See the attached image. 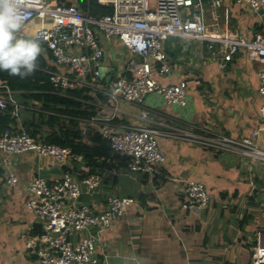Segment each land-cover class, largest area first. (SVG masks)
I'll list each match as a JSON object with an SVG mask.
<instances>
[{
  "label": "crops",
  "instance_id": "obj_1",
  "mask_svg": "<svg viewBox=\"0 0 264 264\" xmlns=\"http://www.w3.org/2000/svg\"><path fill=\"white\" fill-rule=\"evenodd\" d=\"M204 7L212 32L253 41L264 28V11L255 13L237 0H223L220 8L210 0ZM113 44L106 48L104 71H117L119 58L128 56L118 42ZM166 51L172 72L155 77L162 85L188 82L189 104L184 108L168 105L156 95L147 97L142 107L123 102L117 126L140 124L164 131L160 124L164 123L194 134L218 133L233 139L258 130L256 144L264 149L262 63L244 48L225 61L219 45L210 49L194 40L171 38ZM16 98L23 105L17 123L24 126L40 105H26ZM142 109L149 110L152 122L138 119ZM91 111L96 115L99 109ZM159 145L166 157L161 175L150 178L122 168L106 169L99 192L82 197V203L93 207L104 205L110 196L136 200L125 217L103 233L100 264H252L254 244L264 246V163L176 138L160 137ZM4 157L0 155V264H41L27 253L25 244L39 227L27 209L28 184L34 176L60 180L64 168L33 153L13 159L6 168ZM74 167L85 171L83 162ZM9 172L16 175L18 184L7 183ZM183 180L205 185L209 207L200 212L183 207Z\"/></svg>",
  "mask_w": 264,
  "mask_h": 264
},
{
  "label": "built area",
  "instance_id": "obj_2",
  "mask_svg": "<svg viewBox=\"0 0 264 264\" xmlns=\"http://www.w3.org/2000/svg\"><path fill=\"white\" fill-rule=\"evenodd\" d=\"M71 1L26 0L25 26L20 35L39 37L40 43L52 54L54 70L48 73L57 91H82L81 101L92 109H99L96 115L81 119L86 123L82 129L94 130L116 153L128 157L129 172L150 178L161 175L166 157L159 145L160 137L236 152L264 163V149L256 144L258 130L249 137L233 139L218 133L194 134L172 124L160 123L166 127L161 131L140 124L119 128L115 123L123 113L121 103L142 107L150 95L158 96L168 105L184 108L189 104L188 82L162 85L155 77L172 72L166 51V43L171 38L198 41L210 49L219 45L225 61H231L239 49H246L252 59L263 65L259 72V93L264 99V28L253 41L212 32L206 23L203 0H155L154 7L151 0H97L102 6L112 7V13L103 17L84 11L79 0ZM222 2L212 0L213 7L220 8ZM237 2L246 4L255 13L264 11V0ZM25 30L33 31V35H27ZM115 42L128 56L119 58L117 71H104L106 48ZM102 96L107 100H102ZM9 106L17 120L0 134L4 166L8 168L13 159L33 153L64 168L60 180L49 182L34 176L28 184L31 198L27 209L34 214L40 231L26 238L27 253L41 264H100L98 248L103 233L125 217L136 200L110 196L99 207L82 203L84 195L93 197L99 192L102 175L80 178L74 165L83 162L82 156H76L70 148L34 140L31 133L17 123L23 105L15 92L0 81V111ZM106 112L111 114L106 115ZM260 117L264 129V103ZM138 119L152 122L148 109H142ZM183 182L185 209L200 212L209 207L210 195L205 185L189 180ZM7 183L16 185L19 180L9 172ZM252 264H264V246H255Z\"/></svg>",
  "mask_w": 264,
  "mask_h": 264
},
{
  "label": "trees",
  "instance_id": "obj_3",
  "mask_svg": "<svg viewBox=\"0 0 264 264\" xmlns=\"http://www.w3.org/2000/svg\"><path fill=\"white\" fill-rule=\"evenodd\" d=\"M209 2L210 0H203L205 5ZM79 5L84 11L96 17L112 13L110 5L102 6L97 0H79ZM41 48L42 54L37 61V70L30 76L21 78L0 71V81L6 83L24 104L37 102L40 105L38 110L32 111L34 116L32 120L24 122V127L34 140L70 148L76 156H82L85 171H75L80 178L102 174L106 169L128 170V157L116 153L94 130L82 129L86 123L81 119L93 115L92 107L88 108L89 106L81 101L82 91L62 92L53 87L48 73L54 70L51 65L53 57L43 44ZM101 98L107 100L104 96ZM16 120L12 107L0 111V134L16 124ZM39 229L38 227L35 234L39 233Z\"/></svg>",
  "mask_w": 264,
  "mask_h": 264
},
{
  "label": "clouds",
  "instance_id": "obj_4",
  "mask_svg": "<svg viewBox=\"0 0 264 264\" xmlns=\"http://www.w3.org/2000/svg\"><path fill=\"white\" fill-rule=\"evenodd\" d=\"M26 0H0V71L26 78L37 70L42 54L39 37L20 35L25 26Z\"/></svg>",
  "mask_w": 264,
  "mask_h": 264
},
{
  "label": "rangeland",
  "instance_id": "obj_5",
  "mask_svg": "<svg viewBox=\"0 0 264 264\" xmlns=\"http://www.w3.org/2000/svg\"><path fill=\"white\" fill-rule=\"evenodd\" d=\"M151 6L154 7L155 6V0H151ZM27 35H33V31L30 30H25L24 31ZM86 126V125H85ZM263 244H264V239H263ZM254 249V248H253ZM252 256V255H251ZM247 260V259H246Z\"/></svg>",
  "mask_w": 264,
  "mask_h": 264
},
{
  "label": "water",
  "instance_id": "obj_6",
  "mask_svg": "<svg viewBox=\"0 0 264 264\" xmlns=\"http://www.w3.org/2000/svg\"><path fill=\"white\" fill-rule=\"evenodd\" d=\"M25 38H32L30 36H24ZM104 70V69H103ZM106 81L108 82L109 81V78L106 79Z\"/></svg>",
  "mask_w": 264,
  "mask_h": 264
}]
</instances>
